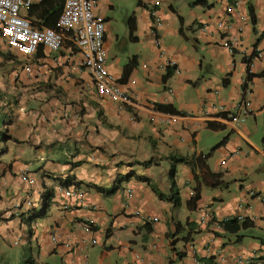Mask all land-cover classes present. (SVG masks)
Here are the masks:
<instances>
[{
	"label": "crops",
	"instance_id": "obj_1",
	"mask_svg": "<svg viewBox=\"0 0 264 264\" xmlns=\"http://www.w3.org/2000/svg\"><path fill=\"white\" fill-rule=\"evenodd\" d=\"M94 12L106 70L134 108L98 95L70 34L30 57L0 34V264H264V0H97ZM242 100L244 122H228ZM210 152L215 186L172 160ZM204 214L252 227L229 234Z\"/></svg>",
	"mask_w": 264,
	"mask_h": 264
},
{
	"label": "built area",
	"instance_id": "obj_2",
	"mask_svg": "<svg viewBox=\"0 0 264 264\" xmlns=\"http://www.w3.org/2000/svg\"><path fill=\"white\" fill-rule=\"evenodd\" d=\"M42 1L0 0V34L8 49L25 57L35 55L40 48L55 53L62 49L65 36L70 34L71 42L81 56L80 66L91 76L98 95L124 108L136 107L131 98L125 95L118 87L115 78L106 70L103 41L105 21L94 12L97 0H63L62 10L55 29L34 28L31 22L21 15L22 10L31 9ZM234 5L237 4L235 3ZM150 15L152 23L156 26H161L156 12L152 11ZM218 27L221 28V24ZM258 56L259 54L254 57ZM248 62L247 66H249ZM25 70L28 73L30 72L28 66ZM175 71L177 72L178 70L175 69ZM213 109L222 111L221 107H214ZM248 114V102L242 100L234 111L225 115V119L231 123H243ZM204 117H208L209 119V113H204ZM178 120L179 118L176 116H158V120L156 121L160 125H164L169 123L176 124ZM21 178L24 181H28V183L34 182V180L28 178L27 172H24ZM76 193L80 192L77 191ZM65 195L71 196V191L66 190ZM130 196L131 194H128V197ZM26 206L30 207L31 202H26ZM237 219L240 222L243 220L242 217H238ZM229 220V218H226L216 221L212 220L209 215L204 214L200 219V223L203 225L211 224L216 230L222 231L223 223ZM52 240L54 241V238ZM244 263L250 264L252 263V259L246 260Z\"/></svg>",
	"mask_w": 264,
	"mask_h": 264
},
{
	"label": "trees",
	"instance_id": "obj_3",
	"mask_svg": "<svg viewBox=\"0 0 264 264\" xmlns=\"http://www.w3.org/2000/svg\"><path fill=\"white\" fill-rule=\"evenodd\" d=\"M62 6H63V0H43L41 3L34 5L32 9H35L34 12H36V14H38V16L41 18V22L38 23L37 26H39V28L55 29L56 22L62 10ZM32 25L34 24L32 23ZM130 31H132V29H130ZM246 62H248V60ZM135 65L136 64H135L134 59H131L127 63V65L124 67V72H123L121 81L126 80L130 71L135 67ZM167 77L168 75H166L164 79H166ZM252 77L253 75L248 73V75L246 76L245 82L246 83L249 82V80ZM158 110H161V109H158ZM3 121H4V117L1 115V110H0V140L1 141L5 139L4 130H1ZM210 155H211V152L208 153L207 155H200L198 157H190V158L182 157V156H174L172 157V160L174 163H181V164H184L190 167L193 175L195 174V171L197 169L200 171L205 170L206 178L210 181L209 185L215 186V185H218V182H217L218 176L216 174H212L208 172L207 167H206V161ZM52 196H53V192L50 190H48L43 195V202L46 207L48 206L47 202L50 201ZM199 199H200V192L198 189H195L192 198L187 203V209L189 211H193L196 208V203L198 202ZM171 201L174 207L179 206L180 201H179L178 194L174 195ZM251 227H252V222L249 221L248 219H243L242 222H240L237 218H233V219H230L228 222L223 223V231L229 234H236L240 232L241 230H247ZM176 230H178V227H176Z\"/></svg>",
	"mask_w": 264,
	"mask_h": 264
},
{
	"label": "rangeland",
	"instance_id": "obj_4",
	"mask_svg": "<svg viewBox=\"0 0 264 264\" xmlns=\"http://www.w3.org/2000/svg\"><path fill=\"white\" fill-rule=\"evenodd\" d=\"M32 10H33V12L35 11V9H31V10L28 9V12H30V11H32ZM22 11H25V10H22ZM22 11H21V12H22ZM26 11H27V10H26ZM259 132H260V130H259ZM204 143H205V141H204ZM19 249H20V248H18L17 250H19ZM33 255H34V257H35V254H33ZM88 259H89L90 264H93L91 258L89 257ZM39 261H40V263H43V264H46V263H47V264H55L54 262H51V261L47 260L45 257L40 258ZM56 264H59V263H56Z\"/></svg>",
	"mask_w": 264,
	"mask_h": 264
}]
</instances>
